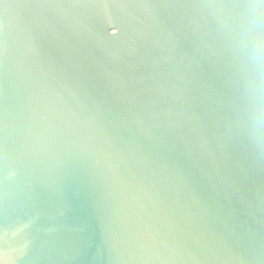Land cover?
Returning a JSON list of instances; mask_svg holds the SVG:
<instances>
[{
    "label": "water",
    "instance_id": "95a60500",
    "mask_svg": "<svg viewBox=\"0 0 264 264\" xmlns=\"http://www.w3.org/2000/svg\"><path fill=\"white\" fill-rule=\"evenodd\" d=\"M0 264H264V4L0 0Z\"/></svg>",
    "mask_w": 264,
    "mask_h": 264
},
{
    "label": "snow or ice",
    "instance_id": "6c2138e0",
    "mask_svg": "<svg viewBox=\"0 0 264 264\" xmlns=\"http://www.w3.org/2000/svg\"><path fill=\"white\" fill-rule=\"evenodd\" d=\"M260 3H261V4H264V0H260Z\"/></svg>",
    "mask_w": 264,
    "mask_h": 264
}]
</instances>
